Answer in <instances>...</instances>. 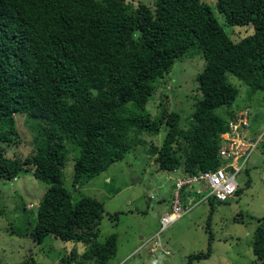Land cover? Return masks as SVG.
Segmentation results:
<instances>
[{
  "label": "trees",
  "instance_id": "1",
  "mask_svg": "<svg viewBox=\"0 0 264 264\" xmlns=\"http://www.w3.org/2000/svg\"><path fill=\"white\" fill-rule=\"evenodd\" d=\"M228 26L252 28L235 40ZM192 50L203 59L193 110L185 117L162 102L152 116L147 104L159 79ZM240 85L250 100L264 96V0H0V179L31 169L48 185L27 230L31 240L80 244L82 251L63 248V264H111L117 234L99 239L102 202L73 191L121 160L143 133L164 131L159 147L148 149L161 171L218 167L220 134L238 111L229 107ZM18 114L37 123L36 151L9 157L4 144L19 141ZM214 200L207 201L208 246L188 254L186 264L211 255ZM155 238L148 252L169 254ZM251 249L253 261L264 260V217L256 220Z\"/></svg>",
  "mask_w": 264,
  "mask_h": 264
},
{
  "label": "rangeland",
  "instance_id": "2",
  "mask_svg": "<svg viewBox=\"0 0 264 264\" xmlns=\"http://www.w3.org/2000/svg\"><path fill=\"white\" fill-rule=\"evenodd\" d=\"M142 1L151 5V0ZM208 2L213 4L214 0ZM216 15L223 23L222 16L217 12ZM227 28L230 37L238 40L250 33L252 27ZM202 63L201 52L192 50L159 79L155 93L147 104L152 116L160 112L162 102L168 110L189 116L196 99L200 97L193 90L197 85L195 76L201 71ZM239 87L240 93L229 109L240 111L250 103L249 108L247 105L250 111L249 131L254 138L263 136L249 155L245 167L236 174L239 193L227 202L214 200L210 218L213 234L211 255L207 259L193 261V264H264V260L253 261L255 256L251 249L256 220L264 217V96L260 93L250 100L246 86ZM16 126L19 141L4 144V148L9 157H25L36 151L37 123L18 114ZM163 134L164 131L141 134L136 138L139 143L127 150L121 160L113 162L73 191L74 197L90 196L102 202L104 214L99 225V239L104 240L111 233L117 234V253L111 264H186L188 254L205 251L208 246L206 223L210 205L207 201L188 208L163 230L159 228L164 206L159 205L158 200H149L148 195L159 197L162 184L167 186L170 199L176 173L182 174L181 168L176 169V173L159 170L154 155L148 152L150 147H159ZM72 156V153L68 154L63 167L64 183L68 187L73 172ZM157 171H160L158 175ZM193 186L197 188L199 185ZM47 187L45 182L32 175L31 169L20 171L12 180L0 179V264H28L30 258L34 264H63L60 259L63 248L68 251L76 246L82 251L80 244L62 242L53 237H46L41 244H37L27 234L35 222L34 211L38 200ZM204 188L207 194L208 188ZM21 206L25 208L22 212L18 210ZM116 212L117 216L113 218ZM156 234L160 243L170 251L169 254L160 256L162 251L156 254L148 252L149 244L157 239Z\"/></svg>",
  "mask_w": 264,
  "mask_h": 264
},
{
  "label": "built area",
  "instance_id": "3",
  "mask_svg": "<svg viewBox=\"0 0 264 264\" xmlns=\"http://www.w3.org/2000/svg\"><path fill=\"white\" fill-rule=\"evenodd\" d=\"M249 115L250 111L243 108L228 120L227 129L220 134L218 156L221 162L218 167L198 171L192 175L176 174L169 208L160 217V230L174 223L185 210L200 201L213 198L224 202L234 197L238 188L236 174L245 167L249 155L263 136L261 134L258 138H254L251 135ZM194 184L199 186L195 188ZM204 186L208 188L207 194L204 193ZM194 196L199 198L195 199ZM148 199L157 201L158 197L150 194ZM156 245L159 243L156 242ZM155 249L156 246H153L150 251Z\"/></svg>",
  "mask_w": 264,
  "mask_h": 264
},
{
  "label": "crops",
  "instance_id": "4",
  "mask_svg": "<svg viewBox=\"0 0 264 264\" xmlns=\"http://www.w3.org/2000/svg\"><path fill=\"white\" fill-rule=\"evenodd\" d=\"M160 171H157V175ZM170 173H176L175 171H171ZM178 174V173H176ZM175 175V174H174ZM167 186H163L162 184L160 185V188L162 190V192L159 190V197H158V201L157 203L159 205L164 206L163 209L161 210V213H163L164 211H166L169 208V195L170 192L168 190H166Z\"/></svg>",
  "mask_w": 264,
  "mask_h": 264
},
{
  "label": "water",
  "instance_id": "5",
  "mask_svg": "<svg viewBox=\"0 0 264 264\" xmlns=\"http://www.w3.org/2000/svg\"><path fill=\"white\" fill-rule=\"evenodd\" d=\"M159 255H160V256H163V253H162V252H160V253H159Z\"/></svg>",
  "mask_w": 264,
  "mask_h": 264
}]
</instances>
